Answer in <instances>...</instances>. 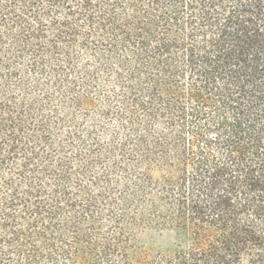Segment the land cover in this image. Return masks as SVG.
<instances>
[{
	"label": "trees",
	"instance_id": "trees-1",
	"mask_svg": "<svg viewBox=\"0 0 264 264\" xmlns=\"http://www.w3.org/2000/svg\"><path fill=\"white\" fill-rule=\"evenodd\" d=\"M0 264H264V0H0Z\"/></svg>",
	"mask_w": 264,
	"mask_h": 264
},
{
	"label": "rangeland",
	"instance_id": "rangeland-1",
	"mask_svg": "<svg viewBox=\"0 0 264 264\" xmlns=\"http://www.w3.org/2000/svg\"><path fill=\"white\" fill-rule=\"evenodd\" d=\"M152 242V246L154 249L157 248H167L170 246L172 242V235L170 233H163L160 236L158 234H151L147 237Z\"/></svg>",
	"mask_w": 264,
	"mask_h": 264
}]
</instances>
